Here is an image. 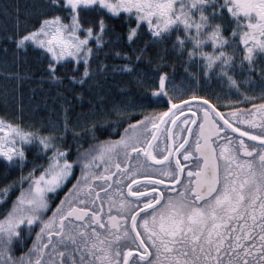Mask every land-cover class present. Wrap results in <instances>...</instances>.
<instances>
[{
	"label": "snow or ice",
	"instance_id": "snow-or-ice-1",
	"mask_svg": "<svg viewBox=\"0 0 264 264\" xmlns=\"http://www.w3.org/2000/svg\"><path fill=\"white\" fill-rule=\"evenodd\" d=\"M50 7L15 44L42 49L52 79H61L63 63L69 82L87 84L94 48L121 36L140 42L131 55L113 53L129 62L100 68L137 72L149 48L171 41L185 68L191 62L205 78L239 89L230 75L237 67L264 74V0H51ZM113 20L127 27L118 32ZM154 70L146 100L166 107L135 105L140 118L115 140L97 139L90 127L96 142L77 147L75 159L54 125L0 117V205H7L0 264H264V93L258 104L243 92L242 101L220 107L205 96L173 101L170 74Z\"/></svg>",
	"mask_w": 264,
	"mask_h": 264
},
{
	"label": "trees",
	"instance_id": "trees-1",
	"mask_svg": "<svg viewBox=\"0 0 264 264\" xmlns=\"http://www.w3.org/2000/svg\"><path fill=\"white\" fill-rule=\"evenodd\" d=\"M50 4L51 0H0V117L22 126L29 124L47 128L54 125L64 135L62 143L72 152L70 159L76 158L77 147L83 151L89 144L96 142L92 139L93 133L88 132L90 127L95 128L97 139L115 140L128 123L140 118L138 113L141 109L135 108V105L143 103L144 111H162L166 107L163 103H147L146 100L148 92L154 87L153 80L157 75L155 67L170 74L169 94L173 101L177 97L205 96L220 107L222 102L242 100L239 92L253 98H259L264 93V74L260 71H248L246 66L243 69L237 67L230 73L239 84L237 89L230 86L226 79L214 74L203 77L199 67L191 62H188L189 67L186 69L185 58L172 50L171 41H168V46L155 45L149 48L145 62L136 65L137 72L120 74L100 68L101 63L119 65L129 62L114 57L113 53L121 51L131 55L132 49L140 42H128L123 36L119 43L94 48L96 58L90 61L94 75L87 84L69 82L63 63L58 65L56 72V76L61 79H52L47 70L48 57L42 49L35 46L17 48L15 44L17 33L30 30L43 14H51ZM128 21L131 23V18ZM112 23L117 25L118 32H123L127 27H121L120 20H113ZM110 38L111 34L105 37L106 40ZM148 39L144 35L141 37L142 41ZM205 50L211 49L206 47ZM147 60L152 61L151 65ZM256 63L259 65L260 62ZM193 72L198 74L195 80L190 76ZM137 77L143 82H138ZM125 106H129L126 111ZM65 108L68 109L67 131L63 124ZM34 153V149L28 153L29 160L36 159ZM30 167L31 164L28 165ZM15 175H18V170L12 171L7 179ZM3 182L4 178L0 177V183ZM4 207L7 205H0V212Z\"/></svg>",
	"mask_w": 264,
	"mask_h": 264
},
{
	"label": "flooded vegetation",
	"instance_id": "flooded-vegetation-1",
	"mask_svg": "<svg viewBox=\"0 0 264 264\" xmlns=\"http://www.w3.org/2000/svg\"><path fill=\"white\" fill-rule=\"evenodd\" d=\"M185 99H187V98H185ZM240 101H242V100H239V101H237V102H240ZM259 102H260L259 98H254V99H252V100L250 101L251 104H258ZM213 103H214V102H213ZM240 106H243V107L247 108V107L249 106V104H248V103H243V104L240 105ZM217 107H218V106H217ZM193 110H195V109H193ZM221 110L223 111L224 109H221ZM184 115H185V117H187V113H184ZM75 171H76L77 174L79 173V169H78V170H75ZM74 179H75V177H72V180H73V181H74ZM66 184L68 185V187L71 186V183H70V182H67V181H66ZM68 187H64V188H63V191H60V192L58 193V195L55 197L56 202H58L59 197H62L63 194H64V192H66V191L68 190ZM52 206L54 207L55 204H53ZM23 242L26 243V244H30V243H31V239H27V238H26ZM25 250H26V249H24V248H19L18 251H17V254H19V251H25Z\"/></svg>",
	"mask_w": 264,
	"mask_h": 264
},
{
	"label": "rangeland",
	"instance_id": "rangeland-1",
	"mask_svg": "<svg viewBox=\"0 0 264 264\" xmlns=\"http://www.w3.org/2000/svg\"><path fill=\"white\" fill-rule=\"evenodd\" d=\"M54 199H55V197H54Z\"/></svg>",
	"mask_w": 264,
	"mask_h": 264
}]
</instances>
